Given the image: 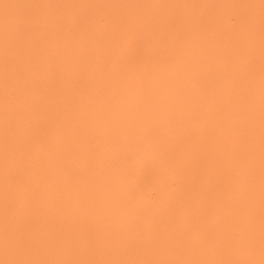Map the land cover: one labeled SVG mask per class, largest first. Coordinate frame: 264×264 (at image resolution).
Instances as JSON below:
<instances>
[{
    "label": "bare ground",
    "instance_id": "1",
    "mask_svg": "<svg viewBox=\"0 0 264 264\" xmlns=\"http://www.w3.org/2000/svg\"><path fill=\"white\" fill-rule=\"evenodd\" d=\"M0 264H264V0H0Z\"/></svg>",
    "mask_w": 264,
    "mask_h": 264
}]
</instances>
